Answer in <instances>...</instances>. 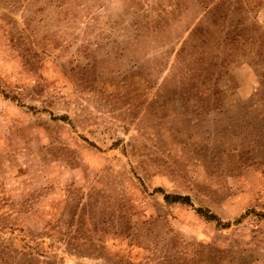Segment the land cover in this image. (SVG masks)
I'll return each mask as SVG.
<instances>
[{
    "label": "rangeland",
    "instance_id": "rangeland-1",
    "mask_svg": "<svg viewBox=\"0 0 264 264\" xmlns=\"http://www.w3.org/2000/svg\"><path fill=\"white\" fill-rule=\"evenodd\" d=\"M0 264H264V0H0Z\"/></svg>",
    "mask_w": 264,
    "mask_h": 264
}]
</instances>
